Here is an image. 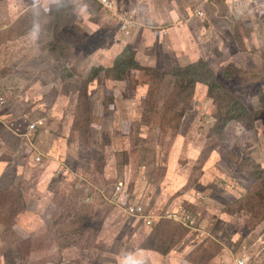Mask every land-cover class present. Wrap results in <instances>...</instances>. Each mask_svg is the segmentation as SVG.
Instances as JSON below:
<instances>
[{"label": "rangeland", "instance_id": "374dc122", "mask_svg": "<svg viewBox=\"0 0 264 264\" xmlns=\"http://www.w3.org/2000/svg\"><path fill=\"white\" fill-rule=\"evenodd\" d=\"M112 1L113 11L99 0H0V91L18 117L25 105L27 117L45 120L58 159L73 176L92 174L94 188L87 201L66 174L59 193L41 201L38 188L29 192L7 169L0 236L20 245L2 264H24L21 254L31 264H121L125 257L135 264L142 249L162 256L157 264H236L238 257L264 264V0H223L192 26L186 0H161L183 14L164 27L154 23L158 2ZM34 26L35 39L27 34ZM166 27L175 36L166 35L168 54L157 62L156 32ZM123 52L132 61L119 65ZM201 60L205 80L181 91L185 67ZM17 72L28 81L13 80ZM32 84V97L19 104L13 95ZM3 141L0 151L11 148L7 158L16 164L19 141ZM45 153L52 156L46 146ZM128 203L166 220L148 224L124 211ZM174 210L192 215L186 226L167 216Z\"/></svg>", "mask_w": 264, "mask_h": 264}, {"label": "crops", "instance_id": "0c3cea01", "mask_svg": "<svg viewBox=\"0 0 264 264\" xmlns=\"http://www.w3.org/2000/svg\"><path fill=\"white\" fill-rule=\"evenodd\" d=\"M118 1V0H117ZM140 0H135L136 4H139ZM144 1V0H142ZM146 1V5H149L151 3V1L158 2L159 3V11L155 18L156 21L154 23H157V26L159 27H164L163 26V21L165 20H171L172 17L175 15L177 17H175L174 22H177V20L179 19H183V14L180 13V11H175L172 7V3L169 1L171 8L169 7H165L160 1L161 0H145ZM118 5V2H116ZM175 4H178L176 1L174 2ZM223 4H226L223 0H211L209 2H205L203 0H186V7L185 10H188V12L186 13V16L189 17V21H190V25L192 26L193 23H195L196 20H204V21H208V17L207 15L209 14L210 16V11L216 9L219 7V9L222 8ZM228 7L230 6L229 4L227 5ZM225 8V6L223 7ZM121 10V9H120ZM198 10H202L203 12H205V14L203 16L198 15L196 12ZM181 11H183V13H185L183 6L181 5ZM113 14V13H112ZM173 22V23H174ZM166 23V22H164ZM167 31L164 34L163 32H156V35L158 36L159 39V43L158 45L155 47V52H156V57L158 58L161 54H168V52L164 51V46H163V42L164 39L166 37V35L170 38V37H174L175 36V28H169L166 27ZM187 32H191L192 30L190 28L186 29ZM170 32H172L170 34ZM138 33V32H137ZM137 33H134V35H132L131 37L133 38L134 36H136ZM30 37H32L30 35V32L27 33ZM38 37V36H37ZM41 41L40 38H37V44L39 45V41ZM118 41V40H117ZM117 41L115 43H113L112 46H110V48L108 49H118L117 48ZM114 42V40H113ZM17 41H14L12 43V48H16L17 47ZM36 50H46L45 47H40V46H35ZM77 48V47H76ZM107 51V52H108ZM14 59H16V57H13ZM157 62H159V58L157 60ZM185 64V61L184 63ZM56 64H53L51 66H55ZM56 79L58 80V78L62 77L59 74H55ZM24 80V81H28L27 78L23 77L22 75H20L18 72L15 73L13 75V80ZM30 82V81H29ZM40 85L41 83L44 84L45 86V82H38ZM4 84V82L0 83V86H2ZM33 84L31 87H28V85H26L24 87L23 90H21L19 93L24 94V96L18 95V96H14L16 100L19 101V104H23L24 101H28L30 97H32L31 95L32 93V88H33ZM6 96V92L5 91H0V100H4L5 103L0 105V143L2 145H4V141L7 138H9L12 135H15L17 140L19 141V144L21 145V156H17V158L19 159V161H21V165H22V169L20 168V166H18V160L16 158L17 163H11L8 160L7 156L9 151H11V148H8V153H4L0 151V190H4L7 189L9 187V182L7 181L8 179L6 178V174H7V169L14 171L15 172V179L14 180H19V181H24L26 183L25 189L26 187L29 185V192L33 191V186L35 188H38L40 190V198L41 201H47V200H51L52 196H51V192H57L59 193V189H61L62 187H64V183H65V176L66 174L68 175V179L67 181H70V185L73 188H76L75 190H79L80 188H83L84 192L87 193H91L92 195L89 196L90 200L93 197V193H94V188L92 186V174L88 175L87 173H74V176L72 173L68 172V166L66 162H62L58 159L57 156V145L54 144L52 139H48L47 140V135L45 136V133H43V131H45V125L43 126V124H45V120L43 121L41 118H37V119H30L31 117H27L26 115H28L27 111L25 109V105L22 106V113L25 115V118L27 120V123L25 124L26 126L21 127L19 125H17L16 123H18V120L23 117L24 115H19L17 110L19 107L14 105V104H9ZM30 96V97H29ZM29 97V98H28ZM23 101V102H22ZM2 106H4L3 108H1ZM14 107V108H13ZM8 115V118H7ZM13 115H16L15 119H12ZM2 116V119H1ZM18 117V118H17ZM10 119V121H8ZM32 122H38L40 125L38 126L36 131H31L29 129V124ZM16 124V125H15ZM13 126H16L19 129V132L14 128ZM43 134V137H42ZM34 145V146H33ZM45 146L47 148V151H50V153L52 154L49 155L47 153H45ZM26 148H29L31 152L33 151V148L37 149V153L36 156H40L41 160H36L34 156H31L29 154L28 156V152L26 153ZM48 158L50 161L47 160ZM44 158V162L42 163ZM23 159V161H22ZM16 167V168H15ZM60 167V168H58ZM59 169H61V171H58ZM56 172V173H55ZM48 174V178L46 177V175ZM82 175L85 176L84 179H79ZM71 177V178H70ZM5 178V179H4ZM47 179H49V181L47 182ZM72 179V180H71ZM72 182L73 185H72ZM89 200V201H90ZM43 202H41L42 204ZM41 226L43 227L44 224H41ZM106 226V225H105ZM10 237H1L0 236V264L4 263L6 260L9 259L8 254H10V252L12 251L13 246H19L20 244L18 243L19 241H17L15 238L13 239H9ZM51 241V240H50ZM46 240H45V244H46ZM50 243V242H49ZM58 240L55 241V245H59L58 244ZM5 245H7V247H9L7 249V253H3L4 251V247ZM153 252V251H152ZM154 254H151V251H147L145 249H142L141 251L137 252V255L141 258V260L146 259V257L151 258L152 260L149 261V264H157V261L160 260L162 258V256H158L155 255L157 254L156 252H153ZM135 257V258H138ZM169 257V256H168ZM20 258L26 262H24V264H29V262H27V260L31 259V256L28 257H24L22 256V254L20 255ZM170 258V257H169ZM171 261V258L167 260V264ZM163 263V261H162ZM171 264V262H170Z\"/></svg>", "mask_w": 264, "mask_h": 264}, {"label": "built area", "instance_id": "2783aa9c", "mask_svg": "<svg viewBox=\"0 0 264 264\" xmlns=\"http://www.w3.org/2000/svg\"><path fill=\"white\" fill-rule=\"evenodd\" d=\"M102 4H103V7L109 11H113V7H114V3L112 0H99ZM205 2H209L211 0H203ZM250 2H257L258 0H248ZM198 15H201L203 16L205 14V12H203L202 10H198L196 12ZM122 20H126V17L123 16L122 17ZM127 25L129 24H125L123 25V29L127 28ZM5 101L4 100H0V105L1 104H4ZM39 125L38 122H32L30 125H29V129L31 131H35V129L37 128V126ZM38 160H41V157L38 156L37 157ZM58 171H61V169H59ZM85 176L82 175L80 177V179H84ZM122 190H123V183L119 182V184L117 185V194H122ZM87 200H90V198H87ZM125 212H127L128 214H134V215H142L144 216V218H148L147 220V223L148 224H151L153 222V219L154 217H161V215L159 214H155L154 211H149L147 209H143V207L141 206V204H137V203H128L126 206H125ZM168 217L172 218V219H175L179 222H182L184 224H187L188 221L190 220L191 218V214L190 213H187L185 210H174V211H171V212H168L167 214ZM191 222V221H190ZM236 264H249L248 260H246L245 258H237V263Z\"/></svg>", "mask_w": 264, "mask_h": 264}, {"label": "trees", "instance_id": "16d2710c", "mask_svg": "<svg viewBox=\"0 0 264 264\" xmlns=\"http://www.w3.org/2000/svg\"><path fill=\"white\" fill-rule=\"evenodd\" d=\"M127 50V48L125 49V51ZM127 56L125 55V53L123 52L117 59H116V63L117 64H119V65H121L122 63H124V62H126V61H129V60H131L132 61V59H128V58H126ZM200 63H203V61L201 60L198 64H192V65H188V66H186L185 67V69H186V74H185V79H184V81H182L181 82V84H179V89L181 90V91H184V90H186L187 88H189V87H191V86H193L195 83H197V82H199V80L200 79H202V80H205V78H203L202 77V74L203 73H201L200 72V70H202L201 69V67L199 66V64ZM190 70H193L194 71V76H195V78H192L191 76H190V73H189V71ZM210 92L212 91V87L210 86ZM179 93V92H178ZM236 99V98H235ZM235 105H237V106H239L240 108H242V111H245V107H243V106H241V104L239 103V100H237L236 99V101H235ZM4 106H2L1 108H3ZM228 116V115H227ZM226 116V117H227ZM225 117V118H226ZM234 116H230V118H233ZM31 124V123H30ZM29 124V125H30ZM40 125V124H39ZM38 125V126H39ZM225 125V123H223L222 124V126H224ZM38 126H37V128H38ZM37 128L35 129V131L37 130ZM26 153H27V150H26ZM31 152H28L27 154H28V156H29V154H30ZM58 168H60V167H58ZM79 191H81V192H83L84 193V195H85V198H86V193L84 192V190H83V188H80L79 189ZM127 213V212H126ZM128 214V213H127ZM160 215V214H159ZM160 218V220L161 219H165L166 220V218H163L162 216L161 217H159ZM160 220H158V221H160ZM175 221V220H174ZM176 222H178V221H176ZM175 222V223H176ZM177 224H182V225H184V226H186L184 223H182V222H178ZM29 264H31V263H29Z\"/></svg>", "mask_w": 264, "mask_h": 264}, {"label": "clouds", "instance_id": "9594fccd", "mask_svg": "<svg viewBox=\"0 0 264 264\" xmlns=\"http://www.w3.org/2000/svg\"><path fill=\"white\" fill-rule=\"evenodd\" d=\"M30 35L33 37V39H35L37 37L38 30L35 28V26H34L33 31H31ZM86 195L87 196H86L85 200H87V198H89V196L92 195V194L91 193H87ZM87 201H89V200H87ZM121 264H129V258L125 257L124 259H122L121 260ZM135 264H145V261L144 260H137V261H135Z\"/></svg>", "mask_w": 264, "mask_h": 264}, {"label": "bare ground", "instance_id": "6f19581e", "mask_svg": "<svg viewBox=\"0 0 264 264\" xmlns=\"http://www.w3.org/2000/svg\"><path fill=\"white\" fill-rule=\"evenodd\" d=\"M119 5V4H118Z\"/></svg>", "mask_w": 264, "mask_h": 264}]
</instances>
